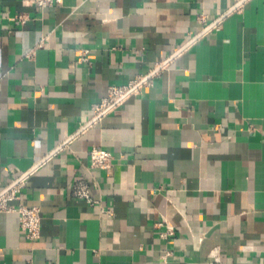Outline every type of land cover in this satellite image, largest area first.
<instances>
[{
  "label": "crops",
  "instance_id": "crops-1",
  "mask_svg": "<svg viewBox=\"0 0 264 264\" xmlns=\"http://www.w3.org/2000/svg\"><path fill=\"white\" fill-rule=\"evenodd\" d=\"M21 177L41 234L0 209V264H264V0H0V191Z\"/></svg>",
  "mask_w": 264,
  "mask_h": 264
},
{
  "label": "built area",
  "instance_id": "built-area-1",
  "mask_svg": "<svg viewBox=\"0 0 264 264\" xmlns=\"http://www.w3.org/2000/svg\"><path fill=\"white\" fill-rule=\"evenodd\" d=\"M35 5L39 9H47L50 7H55L63 2V0H33ZM17 20H19L21 23H25L27 20V17H24L23 15H19L16 17ZM199 19L202 21H208L206 15L200 14ZM209 25V24H208ZM218 25V22L212 23V25L208 26L207 29L203 33L198 34L197 36H193L192 39L188 42V44L193 43L201 37L204 33L209 31L211 28L216 27ZM45 38L41 41V44H43ZM87 54L88 50L83 49L81 51V57L80 59L83 61L87 60ZM166 64V63H165ZM165 64L158 65L156 71H152V74L149 76H142L138 77L134 80L129 81V83L125 85H111L108 89V94L106 97H104L100 102L92 105L91 107V118L89 121V125L101 120L104 116L114 111L117 107L121 106L128 97L135 95L139 93L142 86L150 80L153 74L158 72L161 67H163ZM219 127L220 125H216ZM90 157H91V165L92 167H98L102 169H109L113 165L114 156L113 154L105 150L101 147H94L90 151ZM25 177H21V179H18L17 181L12 182V186L10 185L3 191H0V209L5 211H17L20 214V224L22 228L26 231L27 236L31 239H36L40 237L41 234V209L38 206H26V205H19L18 207L11 204L13 200H18L20 197V192L25 186ZM73 195L85 199L87 203L90 205H93L94 203H97L98 200H96L88 185L77 182L73 186ZM102 212H104L103 209H101ZM105 212L111 213V210L108 209ZM169 233L172 232L171 228H168ZM217 260H219L218 256L216 257Z\"/></svg>",
  "mask_w": 264,
  "mask_h": 264
}]
</instances>
